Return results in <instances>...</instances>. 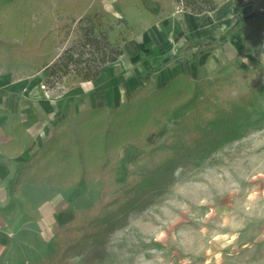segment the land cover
I'll return each mask as SVG.
<instances>
[{"label": "trees", "instance_id": "1", "mask_svg": "<svg viewBox=\"0 0 264 264\" xmlns=\"http://www.w3.org/2000/svg\"><path fill=\"white\" fill-rule=\"evenodd\" d=\"M122 16L109 11L103 0H0V68L27 65L22 73L43 72L47 87L73 88L96 79L102 68L116 62L123 46L135 35L173 12L202 14L215 11L226 0H155L159 13L143 0H117ZM246 30L264 52V11L239 23L232 31ZM229 37L213 45L189 42L182 57L197 56L222 48ZM70 45L56 57V51ZM245 45L217 75L193 79L180 74L160 87L152 82L132 93L126 104L95 107L65 119L45 145L10 179L11 192L25 184L46 183L55 188L85 187L100 179L98 197L75 210V217L61 225L50 252L31 264H94L107 256L111 236L129 224L132 212L145 211L170 190L185 173L200 166L228 142L243 138L251 127L264 121V83L238 98L216 100L225 83L247 77L260 65L237 69L241 56L252 53ZM174 119L158 145L139 155L149 165L137 166L124 182L116 171L121 152L128 145L142 150L151 145L162 128L161 114ZM109 191L111 194L109 195Z\"/></svg>", "mask_w": 264, "mask_h": 264}, {"label": "rangeland", "instance_id": "2", "mask_svg": "<svg viewBox=\"0 0 264 264\" xmlns=\"http://www.w3.org/2000/svg\"><path fill=\"white\" fill-rule=\"evenodd\" d=\"M103 3L111 9L110 0ZM255 7L242 20L256 10L264 11V0H256ZM237 18L228 25L227 33L216 39L212 36L209 43L228 36L230 29L241 21ZM248 44H253L254 50L242 55L236 68L246 71L262 64V47L251 40L246 30L239 29L210 59L205 54L199 59L184 60L187 65L183 70L195 80H211ZM69 45L70 42L59 47L56 57ZM13 67L17 75L27 69V65ZM233 70L228 72L232 74V83H225V89L216 97L219 102L224 98H238L264 83V67L247 77L233 76ZM156 83L160 84L157 78ZM160 118L162 128L149 147L140 150L128 145L122 150L116 171L118 182L126 181L138 165H149L148 158L139 161V155L158 145L164 133L175 124L165 113ZM102 186V180L92 178L85 187L75 184L67 188L70 208L77 210L95 200ZM45 238L32 239L31 247H35L20 249L11 264H31L44 258L52 244L49 235ZM107 252L105 259L94 264H264V121L251 127L243 138L225 144L200 166L187 171L145 211L132 212L129 224L111 236ZM76 262L83 264L81 258Z\"/></svg>", "mask_w": 264, "mask_h": 264}, {"label": "crops", "instance_id": "3", "mask_svg": "<svg viewBox=\"0 0 264 264\" xmlns=\"http://www.w3.org/2000/svg\"><path fill=\"white\" fill-rule=\"evenodd\" d=\"M255 2L226 0L215 11L202 14L175 11L179 6H173L172 13L126 42L119 59L106 64L96 79L73 88L51 89L45 85L41 72L29 76L21 71L17 75L14 67L0 68V264H11L20 249L35 247H31V240L36 237L46 240L49 235L52 240L61 225L75 217L67 188L34 183L11 192L10 179L20 164L41 149L65 119L86 109L126 103L133 92L148 82L156 88L177 75L187 74L184 60L199 59L205 54L210 59L229 40L212 54L197 56L195 47L190 57L181 55L189 42L213 45L209 38L222 37L231 21L239 17L241 21L218 42L230 38L231 31L244 21V14L255 7ZM143 3L151 12L159 13L158 1ZM110 5L109 11L123 15L118 1L110 0Z\"/></svg>", "mask_w": 264, "mask_h": 264}]
</instances>
